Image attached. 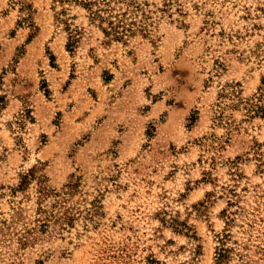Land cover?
Wrapping results in <instances>:
<instances>
[{
    "label": "rangeland",
    "instance_id": "374dc122",
    "mask_svg": "<svg viewBox=\"0 0 264 264\" xmlns=\"http://www.w3.org/2000/svg\"><path fill=\"white\" fill-rule=\"evenodd\" d=\"M108 5L0 0V264H264V0Z\"/></svg>",
    "mask_w": 264,
    "mask_h": 264
},
{
    "label": "trees",
    "instance_id": "16d2710c",
    "mask_svg": "<svg viewBox=\"0 0 264 264\" xmlns=\"http://www.w3.org/2000/svg\"><path fill=\"white\" fill-rule=\"evenodd\" d=\"M82 2V4L86 7V8H91L92 6H95L96 9L93 12V15L96 16V18L100 19V20H106L108 22V25L110 27L111 30V34H113L115 37L120 38L122 37L124 34H126L128 31V29H126L124 27V25L122 24V20L121 19H116V22H114L113 19H111L112 15L111 13V9L109 8V1L110 0H79ZM104 13L105 16H104ZM115 17V16H114ZM104 33H107V31L105 29H103ZM24 180V181H23ZM23 180L21 182V185L24 186L25 184V177H23ZM71 185H75L74 183H71L68 185V187H72ZM44 191V189H43ZM42 211V210H41ZM63 211L60 214L59 219H61L62 215H64ZM52 215V214H51ZM51 215H47L44 217V221L46 222L47 219H49V217H52ZM227 251V249H222V251L218 252V261H220L221 259H223V257L225 256V252Z\"/></svg>",
    "mask_w": 264,
    "mask_h": 264
}]
</instances>
